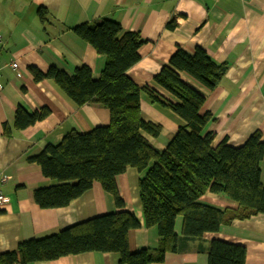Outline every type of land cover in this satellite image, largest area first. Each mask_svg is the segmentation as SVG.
I'll return each mask as SVG.
<instances>
[{
  "label": "crops",
  "instance_id": "obj_1",
  "mask_svg": "<svg viewBox=\"0 0 264 264\" xmlns=\"http://www.w3.org/2000/svg\"><path fill=\"white\" fill-rule=\"evenodd\" d=\"M99 19L116 21L123 31L139 34V59L126 74L135 84L152 86L167 98L172 96L153 77L177 49L191 54L202 47L213 62L224 63L225 73L211 90L180 74L205 95L199 111L209 113L211 119L202 133L213 132V145L226 137L229 145L238 147L255 131L264 141V0H0V175L7 177L0 189L8 198L0 211V253L15 249L20 241L119 211L111 194L98 183L61 208H40L33 197L37 188L54 182L43 176L31 158L45 146L58 144L71 130L86 132L106 125L109 113L99 103L77 106L53 80H34L31 68L45 72L55 66L72 74L87 65L93 78H98L105 56L73 28ZM12 61L17 63V72L9 66ZM139 99L143 119L161 126L157 137H146L162 150L185 121L152 103L144 93ZM18 107L28 112L46 107L49 114L18 130L14 128ZM4 124L9 135L3 132ZM139 177L129 166L115 178L124 202L122 210L132 213L139 223L128 231L131 252L155 250L160 239L156 227L145 226ZM260 182L264 185V152ZM200 201L220 209L237 207L236 202L209 191ZM181 228L182 217L177 216L174 233L179 236ZM211 239L243 245L245 264H264V214L220 225L200 241L188 242L183 251L166 253L164 261L152 264H207ZM28 264L121 263L115 252H85Z\"/></svg>",
  "mask_w": 264,
  "mask_h": 264
},
{
  "label": "trees",
  "instance_id": "obj_2",
  "mask_svg": "<svg viewBox=\"0 0 264 264\" xmlns=\"http://www.w3.org/2000/svg\"><path fill=\"white\" fill-rule=\"evenodd\" d=\"M73 31L105 56L99 77L93 78L87 65L72 74L51 66L45 72L31 68L34 80H53L77 106L89 102L104 105L109 120L86 132L71 130L58 144L45 146L31 158L43 176L54 182L37 188L33 197L40 208H61L98 183L111 194L119 211L96 215L42 238L20 241L15 249L0 253V264L50 261L85 252H115L121 264H152L164 261L166 253L183 251L188 242L200 241L220 225L264 214L261 133H251L238 147L229 145L226 137L213 145V132L202 133L211 119L209 113L199 111L205 95L180 76L185 74L211 90L225 73L224 63L213 62L202 47L191 54L177 49L153 77L170 99L152 86L135 84L126 74L139 59L138 33L123 31L118 22L108 19L81 23ZM141 93L185 121L162 150L146 137H157L161 126L143 119ZM48 114L46 107L34 112L18 107L14 128H26ZM3 127L9 135L8 127ZM129 166L140 173L138 192L144 223L156 227L160 238L155 250L131 252L128 247V231L139 223L132 213L122 210L124 202L115 178ZM206 191L236 202L237 207L220 209L202 203L200 197ZM177 216L182 217L179 236L174 233ZM206 253L207 264H245L243 245L211 239Z\"/></svg>",
  "mask_w": 264,
  "mask_h": 264
},
{
  "label": "built area",
  "instance_id": "obj_3",
  "mask_svg": "<svg viewBox=\"0 0 264 264\" xmlns=\"http://www.w3.org/2000/svg\"><path fill=\"white\" fill-rule=\"evenodd\" d=\"M10 68L17 72V63L15 61L10 63ZM6 181V176L5 175H1L0 176V183H4ZM8 199L7 197L1 192L0 190V210H2L5 206V204L7 203Z\"/></svg>",
  "mask_w": 264,
  "mask_h": 264
},
{
  "label": "bare ground",
  "instance_id": "obj_4",
  "mask_svg": "<svg viewBox=\"0 0 264 264\" xmlns=\"http://www.w3.org/2000/svg\"><path fill=\"white\" fill-rule=\"evenodd\" d=\"M12 62H13V61H12ZM15 62H16V61H15ZM9 66H10V64H9ZM0 78H1V73H0ZM0 87H1V82H0ZM0 176H1V175H0ZM6 178H7V177H6ZM0 184H1V183H0ZM0 190H1V189H0ZM1 192H2V191H1ZM2 193H3V192H2ZM3 194H4V193H3ZM4 195H5V194H4ZM5 196H6V195H5ZM6 197H7V196H6ZM7 199H8V198H7ZM7 202H8V201H7ZM6 204H7V203H6ZM6 204H5V205H6ZM4 207H5V206H4ZM3 209H4V208H3ZM3 209H2V210H3ZM0 211H1V210H0Z\"/></svg>",
  "mask_w": 264,
  "mask_h": 264
}]
</instances>
